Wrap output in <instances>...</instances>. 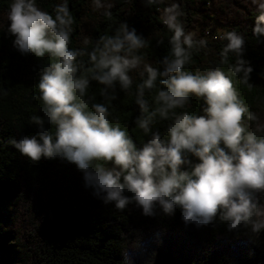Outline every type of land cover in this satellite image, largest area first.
I'll list each match as a JSON object with an SVG mask.
<instances>
[{
    "label": "clouds",
    "instance_id": "1",
    "mask_svg": "<svg viewBox=\"0 0 264 264\" xmlns=\"http://www.w3.org/2000/svg\"><path fill=\"white\" fill-rule=\"evenodd\" d=\"M178 7L172 5V9ZM178 16L174 13L166 19L173 30L171 58L163 59L161 70L144 62L141 50L147 42L126 23L114 35L100 36L93 49L85 52L69 48L75 19L68 0L56 6L55 16L42 10L37 0H10L7 32L15 37L16 50L22 56L47 55L53 61L37 85L41 114L29 117L37 135L10 143L33 162L60 158L75 165L83 173L84 187L117 210L133 205L145 217H155L157 209L173 216L179 207L186 226L206 227L218 217L227 222L228 231L243 227L258 236L264 231V201L255 195L264 193V122L236 87L239 83L253 88L249 83L253 69L239 58L245 39L236 31L224 33L227 43L220 52V63L227 64L230 52L237 57L227 73L220 68L186 71L193 50L206 46L207 41L186 33ZM252 31L257 37L264 36V5ZM85 55L90 67L79 60ZM142 65L143 79L135 90L141 115L133 123L150 139L138 147L128 126L122 128L120 118L113 117L111 101L116 96L109 97L107 90L115 92L119 84L128 92L134 84L131 73ZM85 71L88 76L80 74ZM158 78L162 87L154 98L157 107L150 111L145 90L154 89ZM90 81L105 86L100 95L108 103L89 104L85 96ZM192 97L203 101V114L186 110ZM157 117L166 125V138L160 130H153ZM132 248L146 251L140 238ZM123 256V264H132L127 250Z\"/></svg>",
    "mask_w": 264,
    "mask_h": 264
},
{
    "label": "trees",
    "instance_id": "2",
    "mask_svg": "<svg viewBox=\"0 0 264 264\" xmlns=\"http://www.w3.org/2000/svg\"><path fill=\"white\" fill-rule=\"evenodd\" d=\"M64 0H37L38 6L55 16V8ZM75 19L70 49L90 52L99 37L114 35L121 24L146 40L141 50L144 62L163 70V59L171 58L170 39L173 30L165 23L168 16L179 13L178 19L186 33L204 39L206 46L193 50L191 63L185 70L204 73L220 68L226 73L236 63L234 53L228 54L227 64H221L220 52L227 41L223 35L236 31L245 39L240 59L251 67L249 89L236 84L241 98L264 122V36L253 34V27L264 0H68ZM10 0H0V264H123L125 250L132 264H264V231L258 236L243 227L228 231L227 222L218 217L206 227L185 225L177 207L173 216L159 209L155 217H145L142 209L130 205L124 211L103 202L84 187L83 173L75 165L57 158H42L33 162L22 156L10 143L21 137L37 135L29 117L39 113L42 101L37 87L45 67L52 63L47 55L36 58L22 56L14 47L15 37L7 32V12ZM179 7L172 9V5ZM171 9V11H167ZM221 30V33H219ZM218 35V36H217ZM80 61L88 64L87 55ZM143 65L134 70L133 87L128 92L116 85L107 90L113 117H119L138 147L146 143L145 136L133 123L141 115L135 103L136 84L142 79ZM88 76L89 73L82 72ZM242 75V73H241ZM237 80L234 77V81ZM156 87L145 90L149 110ZM105 88L90 81L85 99L108 103L101 97ZM6 93V94H5ZM37 97V99H33ZM186 110L201 112L203 101L192 97ZM249 126L251 121L245 120ZM165 124L152 125L166 138ZM46 128L54 132L51 125ZM193 163L195 157H189ZM264 201V193L255 194ZM140 238L145 250H134L132 244ZM153 253L155 255H153Z\"/></svg>",
    "mask_w": 264,
    "mask_h": 264
},
{
    "label": "rangeland",
    "instance_id": "3",
    "mask_svg": "<svg viewBox=\"0 0 264 264\" xmlns=\"http://www.w3.org/2000/svg\"><path fill=\"white\" fill-rule=\"evenodd\" d=\"M219 33H221V30H219Z\"/></svg>",
    "mask_w": 264,
    "mask_h": 264
},
{
    "label": "built area",
    "instance_id": "4",
    "mask_svg": "<svg viewBox=\"0 0 264 264\" xmlns=\"http://www.w3.org/2000/svg\"><path fill=\"white\" fill-rule=\"evenodd\" d=\"M166 23V22H165ZM167 24V23H166ZM218 36V35H217Z\"/></svg>",
    "mask_w": 264,
    "mask_h": 264
}]
</instances>
